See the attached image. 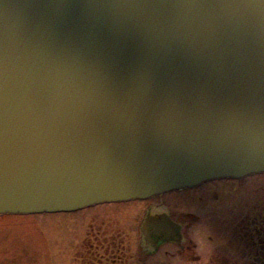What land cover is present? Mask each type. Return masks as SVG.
I'll use <instances>...</instances> for the list:
<instances>
[{
	"label": "water",
	"instance_id": "obj_1",
	"mask_svg": "<svg viewBox=\"0 0 264 264\" xmlns=\"http://www.w3.org/2000/svg\"><path fill=\"white\" fill-rule=\"evenodd\" d=\"M239 2L0 0V215L263 173L264 29Z\"/></svg>",
	"mask_w": 264,
	"mask_h": 264
},
{
	"label": "rangeland",
	"instance_id": "obj_2",
	"mask_svg": "<svg viewBox=\"0 0 264 264\" xmlns=\"http://www.w3.org/2000/svg\"><path fill=\"white\" fill-rule=\"evenodd\" d=\"M263 198L264 173L238 180H211L146 201L100 204L69 213L3 214L0 215V264H71L73 246L81 235L85 220L101 209L110 210L117 224L126 228L123 238L130 240V248L124 254H131L133 260L129 263L136 264L140 256L134 232L137 221L144 207L158 199L181 222L184 236L191 239L195 247L185 262L187 257H181L173 245L170 247L172 252L163 256L165 263L161 264H184L183 261L207 264L208 245L228 240L233 224L251 204ZM197 255L200 262L196 261ZM158 256L155 254L153 264L164 261L162 255L161 258Z\"/></svg>",
	"mask_w": 264,
	"mask_h": 264
},
{
	"label": "flooded vegetation",
	"instance_id": "obj_3",
	"mask_svg": "<svg viewBox=\"0 0 264 264\" xmlns=\"http://www.w3.org/2000/svg\"><path fill=\"white\" fill-rule=\"evenodd\" d=\"M158 196L160 195L153 197L158 198ZM160 201L158 199L156 202L148 203L137 221L134 232L137 235V249L140 256L136 264H153L155 254H159L157 258H161L162 255L164 260L163 256L172 252L170 247L173 245L178 249L181 257H187L183 258L185 262L189 259L188 256H192L195 248L192 240L184 236L181 222L173 217ZM96 206L100 204L90 207ZM111 213L108 209L97 210L85 220L81 235L73 246L71 264H130L133 257L131 254H124L130 248V240L123 238L126 228L120 227ZM166 219L177 225L178 236L173 234L174 229L171 226L165 224ZM167 233L170 234L169 239H165ZM208 246L210 254L206 259L207 264H264V198L251 204L233 224L228 240L220 243L212 242V245ZM195 257L196 261L200 262L198 255ZM184 261L183 263L187 264ZM192 261L195 260L192 258ZM161 263H165V260Z\"/></svg>",
	"mask_w": 264,
	"mask_h": 264
},
{
	"label": "clouds",
	"instance_id": "obj_4",
	"mask_svg": "<svg viewBox=\"0 0 264 264\" xmlns=\"http://www.w3.org/2000/svg\"><path fill=\"white\" fill-rule=\"evenodd\" d=\"M238 8L254 29L258 32L264 29V0H240Z\"/></svg>",
	"mask_w": 264,
	"mask_h": 264
}]
</instances>
